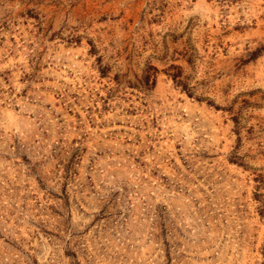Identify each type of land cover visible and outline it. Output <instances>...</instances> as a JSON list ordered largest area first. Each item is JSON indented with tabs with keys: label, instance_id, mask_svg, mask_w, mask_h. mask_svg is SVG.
<instances>
[{
	"label": "rangeland",
	"instance_id": "obj_1",
	"mask_svg": "<svg viewBox=\"0 0 264 264\" xmlns=\"http://www.w3.org/2000/svg\"><path fill=\"white\" fill-rule=\"evenodd\" d=\"M0 264H264V0H0Z\"/></svg>",
	"mask_w": 264,
	"mask_h": 264
}]
</instances>
